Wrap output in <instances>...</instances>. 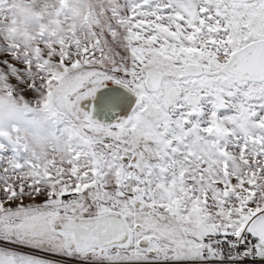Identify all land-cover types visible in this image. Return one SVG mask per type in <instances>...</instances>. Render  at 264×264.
<instances>
[{"label":"snow or ice","instance_id":"1","mask_svg":"<svg viewBox=\"0 0 264 264\" xmlns=\"http://www.w3.org/2000/svg\"><path fill=\"white\" fill-rule=\"evenodd\" d=\"M0 264H264V0H0Z\"/></svg>","mask_w":264,"mask_h":264}]
</instances>
